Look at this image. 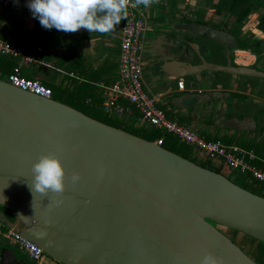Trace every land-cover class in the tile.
I'll return each instance as SVG.
<instances>
[{
    "label": "water",
    "instance_id": "water-1",
    "mask_svg": "<svg viewBox=\"0 0 264 264\" xmlns=\"http://www.w3.org/2000/svg\"><path fill=\"white\" fill-rule=\"evenodd\" d=\"M186 22L174 34L187 32L212 41L219 47L211 49L212 57L219 62L208 61L199 44L179 36L198 61H184L182 48L173 49L181 60L162 62L161 74L175 81L190 79V86L205 85L209 79L264 83V70L249 67L235 54L244 44L226 32ZM89 34L96 32H57L59 37ZM241 99L231 91H185L166 104L183 111ZM263 124L264 118L237 115L213 121L215 128L240 133L255 132ZM48 154L63 166L62 195L31 190L32 165ZM73 173L80 177L76 183L71 181ZM0 207L15 219L11 230L58 264H200L206 254L219 264H258L222 229L264 244L263 197L156 142L1 79ZM0 264L28 263L17 250L0 245Z\"/></svg>",
    "mask_w": 264,
    "mask_h": 264
},
{
    "label": "crops",
    "instance_id": "crops-1",
    "mask_svg": "<svg viewBox=\"0 0 264 264\" xmlns=\"http://www.w3.org/2000/svg\"><path fill=\"white\" fill-rule=\"evenodd\" d=\"M183 1L188 3L185 0ZM29 3L30 0H0V40L18 46L29 55L37 56L39 58V63L22 64L19 59L5 57L8 61L10 73L8 72V74H6L0 71V75L8 76L12 74L15 69H19L20 73L25 78L37 80L42 84L60 88L62 91L73 92L79 89L81 96L86 99L87 103L94 100L96 103L100 104L99 107L101 110L106 99L105 88L111 87L119 80L120 29L124 20H122L119 25L115 26L114 30L108 34L96 33L59 37L57 35L58 31L55 28L45 29L40 25L38 19L34 18L32 12L28 8L27 5ZM150 8L153 7L151 6ZM168 11L172 12L171 9ZM174 11L175 10H173V12ZM182 14L183 13H157V21H154L152 25H159V23L164 22L165 19L171 16L173 19L179 20ZM187 14L189 16L194 15V13ZM255 18L256 17H253L251 24L255 23ZM178 48H182L184 53H186V56L184 55V58L181 59L187 61L192 58V55L184 46L171 48V44H168L166 50L158 51L160 53V60H181L179 56H177L178 54L176 51L172 50ZM39 49H41L40 52L38 51ZM235 54L244 57L246 60L245 63L249 65L253 64L256 60V57L253 55H248L240 51L235 52ZM234 61L239 64L237 58H235ZM11 69H13L12 72ZM152 72H154L153 69ZM155 75L156 74L153 73L151 84L156 87H151L146 82L145 85L150 94L158 98L159 108L164 110L169 119L180 122V120L176 118V116H178L189 122L194 120L195 124L198 125L195 128L196 130L188 124L189 122L180 123L187 125L191 129L193 128V131L197 132L203 139L205 137L203 136L204 134L202 135L199 133L197 128L199 130L204 129L208 133V135H206L208 137L205 138L214 140L218 138L223 141V145H227L228 147H238L245 152H252L253 154L254 149L259 147V149L256 150L257 154H254L256 157L254 162L262 161L264 164V159H260L258 155L260 151L264 153V124L257 131L250 133H240L232 129L215 128L213 126V121L220 115H228V117L231 115L240 117L249 116L256 120L264 118V83L262 81L236 82L226 80L225 82L217 81L216 84H212L211 81L205 80V85L190 86L184 80L185 87L180 91L177 89V86H170L172 83L176 85L175 80H171L166 75L163 79H156ZM185 91H231L241 95L242 99L231 103H211L202 107L183 111L173 109L166 104L170 97ZM123 119L126 124L132 128L146 126L141 123L140 115L136 111L133 112L130 117H123ZM224 142L230 144H225ZM195 157L205 161L199 154H195ZM218 164L222 167L220 162H218ZM224 169L225 167L222 170ZM14 221L15 219L11 213L5 208L0 207V245L15 249L20 253L8 238H6V233L11 230ZM4 242L6 244H4ZM259 252L260 253L257 255L258 260L263 262L264 255L261 251ZM26 260L28 264H33L28 258ZM40 264L58 263L45 256Z\"/></svg>",
    "mask_w": 264,
    "mask_h": 264
},
{
    "label": "built area",
    "instance_id": "built-area-1",
    "mask_svg": "<svg viewBox=\"0 0 264 264\" xmlns=\"http://www.w3.org/2000/svg\"><path fill=\"white\" fill-rule=\"evenodd\" d=\"M149 25L144 7L129 8L128 16L120 29L119 80L111 87L105 88L106 99L101 111L107 115L130 117L138 112L143 125L154 128L162 134L173 135L179 143L199 153L208 162L218 161L225 168L247 175L252 180L264 184V171L251 162L256 157L252 152H245L238 147H228L221 142L204 140L197 132L177 120L169 119L158 106V98L147 90L141 61L146 33ZM39 52L41 49L38 50ZM0 56L19 59L22 64H37L39 58L26 53L18 46L0 40ZM9 85L43 99H53L51 89L37 80L27 79L19 69L7 76ZM177 89L185 87L183 80L176 81ZM163 139L156 141L161 146ZM6 238L26 254L33 264H40L45 257L43 251L19 233L9 230Z\"/></svg>",
    "mask_w": 264,
    "mask_h": 264
},
{
    "label": "clouds",
    "instance_id": "clouds-1",
    "mask_svg": "<svg viewBox=\"0 0 264 264\" xmlns=\"http://www.w3.org/2000/svg\"><path fill=\"white\" fill-rule=\"evenodd\" d=\"M157 0H30L27 5L34 18L45 29L55 28L65 33L80 29L90 33L108 34L128 16L129 8H149ZM31 190L47 195H62L65 191V173L60 160L54 154L41 155L32 165ZM73 173L72 183L79 181ZM57 205L62 201H56ZM200 264H219L211 254H206Z\"/></svg>",
    "mask_w": 264,
    "mask_h": 264
},
{
    "label": "rangeland",
    "instance_id": "rangeland-1",
    "mask_svg": "<svg viewBox=\"0 0 264 264\" xmlns=\"http://www.w3.org/2000/svg\"><path fill=\"white\" fill-rule=\"evenodd\" d=\"M220 1H222V0H197L195 5L189 6V4L184 2L183 0H157V2L154 3L155 5H152L153 8H150V7L145 8V14L147 16L148 25L152 26V28H155V29H156L157 25L154 26L152 24L154 21H157V19H156L157 13H171L168 11L169 9H171L172 12H173V10L177 11L176 13H204L205 15L210 14V15H213L214 17H216L215 18L216 20H221L224 23L244 26L246 28L245 29L246 31H252L251 33L253 36H256L258 39L263 40L261 42V44L259 45V49L257 50L258 55H260V57H261L260 64L263 65L264 64V30L259 29V27H257L258 25H256V24H258L259 19L264 15V8L263 9L258 8L257 10L253 9L254 12H250V14L247 16V18L242 23L237 24L236 17L234 15H231L225 8L218 9V6L220 5ZM226 1H228V0H226ZM155 9H157L158 11ZM253 17H256L254 19L255 23L251 24V20L253 21ZM247 28H249V29L247 30ZM113 35H115V34H113ZM149 35H150V33L147 32L146 37ZM212 52L213 51L209 50L208 53L207 52H202V53L205 54L204 55L205 58L210 59L212 57ZM195 61H198V59L196 58ZM152 75H153L152 69H150L148 67L143 68L144 80L151 87L154 86L153 84H151ZM0 79L3 81H7V76L6 75H0ZM211 82H212V84H216L217 81L211 80ZM170 86L175 87L176 85H175V83H172V85L170 84ZM154 87H156V86H154ZM66 93H68V91L66 92L65 90H63L61 95H65ZM62 101H63V98H62ZM168 109H170V108H168ZM176 118L178 120H180V122H183V123L189 122L188 120L183 119V118L178 117V116H176ZM188 124H190V126L193 127L194 129L198 126L195 124L194 120H191ZM123 128L126 130V132H134L133 129L129 126H124ZM193 128H192V130H193ZM197 130L202 135L204 134L203 136L208 137V136H206V135H208V133L204 129L199 130L197 128ZM164 135L166 138L172 137V136H169V134H164ZM195 154H199V153H197V151H195L194 149L189 148V155H188L189 160H194V162L197 165L198 164L200 165V164L207 162L204 157L203 158L205 159V161L201 160L198 157H195ZM205 166L210 168L213 171H219V173L222 174L223 176H225L228 180H230L231 182H233L237 186H239L243 189H246L247 191H249L251 193H255L256 192L255 190H257L258 192H260V191L263 192L262 190H260L259 187H257V185L255 183H252L248 180L247 175L241 174V173L236 172V171L235 172L229 171V169H227V168L222 170L224 168V166L221 164L222 167H220V164H218V162H215V161L214 162H211V161L207 162V163H205ZM260 184H262V183H260ZM222 232L225 233L231 239H234L235 241L234 240L233 241L250 258H252L254 261H256L259 264H264V261L263 262L261 260L259 261L258 257H257V255L260 253L259 251L264 253V251H263L264 244L263 243H260L259 241L254 240V239H252L246 235H243L239 232H234V231H230V230H226V229H222ZM4 244H6V243L4 242ZM20 254H22L25 259L28 258L26 256V254L23 253L22 251H20ZM46 257L48 259H50L48 256H46Z\"/></svg>",
    "mask_w": 264,
    "mask_h": 264
},
{
    "label": "flooded vegetation",
    "instance_id": "flooded-vegetation-1",
    "mask_svg": "<svg viewBox=\"0 0 264 264\" xmlns=\"http://www.w3.org/2000/svg\"><path fill=\"white\" fill-rule=\"evenodd\" d=\"M258 8L263 9L264 5L260 7H253L252 10L253 9L257 10ZM252 10L250 12H254V10L253 11ZM171 13H176V12L174 11ZM215 18L216 17H214L213 15H210V14L205 15L204 13H194L193 16H189L187 13H183L180 16L179 20L173 19L172 16L168 17L167 19L164 20V22L159 23L156 29L152 28V26H149L148 32L150 33V35L145 38L144 47H143L142 56H141L143 68L148 67V68L153 69L154 71L153 73L156 74L155 78L163 79L165 75L160 73L159 66L164 61L160 60V57H159L160 53L158 51L166 50L168 44H171V48L175 46L176 47L184 46L186 50L192 55V58L188 59L187 61L196 63L195 61L196 57L194 56L192 50L188 48L187 43L181 41L179 36L184 37V40L188 42L199 44L200 47H202V52L208 53L209 50L211 49L219 50V47H217V45H215L212 41L208 40L205 37H196L195 35L188 34L187 32L185 33L179 32L178 35L174 34L175 30H179L178 28H182V23L184 21H188L185 24H189V21H190V22H196L198 24L206 25L213 29L220 30V31L226 32L229 35H232L240 43L245 45V49H243L240 52L246 53L248 55H253L254 57H256L255 62L251 64L249 67H260V69L264 70V64L263 65L260 64L261 57L260 55L257 54L259 45L261 44L263 40L258 39L256 36H253L251 33L252 31H246L245 30L246 28L244 26L227 24L221 20H216ZM261 18L259 19L258 24H256L258 25L257 27L260 26ZM248 29L249 28H247V30ZM259 29L261 28L259 27ZM235 52H239V51H235ZM205 59H207L208 61H213L215 63L219 62V60L214 57H211L210 59L208 58H205ZM169 60H177V59H169ZM221 63L223 64L226 63V57L224 54L222 56ZM232 63L233 65H236V66L239 65L233 59H232ZM184 80L187 82V84H190V81H191L190 79H184ZM209 81L211 80L209 79ZM53 99L55 98L53 97Z\"/></svg>",
    "mask_w": 264,
    "mask_h": 264
},
{
    "label": "trees",
    "instance_id": "trees-1",
    "mask_svg": "<svg viewBox=\"0 0 264 264\" xmlns=\"http://www.w3.org/2000/svg\"><path fill=\"white\" fill-rule=\"evenodd\" d=\"M263 5H264V0H228V1L222 0L220 1V5L218 6V9L225 8L231 15H234L236 17L237 24H240L247 18V16L250 14V11L252 10L253 7H260ZM259 27L264 30V15L262 16L260 20ZM9 70L10 69H9L7 59L5 57L0 56V71L8 74V72L10 73ZM12 70L13 69H11V72ZM43 85L52 90L53 97L55 98V100L69 107H72L82 112L83 114L95 120H98L108 126L126 131L123 127L128 126V125L124 121L123 117H117V116L107 115L103 113L100 110V107H99L100 104L96 103L94 100H92L90 103H87L86 99L81 96L80 94L81 92L79 91V89H76L73 92H68L65 95H61L62 90L60 88L52 87L46 84H43ZM62 98H63V101H62ZM132 129L134 132H128V133H131L135 136L143 138L147 141L156 142L159 139H163L162 145H161L163 148L189 160L188 155H189L190 147L179 143L178 140L173 135H169L172 137L166 138L164 134L160 133L159 131L149 126H142L140 128H132ZM204 139L209 142L223 143V141L219 140L218 138L214 140L211 138L204 137ZM224 143L230 144L228 142H224ZM257 149H259V147L258 148L256 147V149H254V154H257V151H256ZM258 155L260 156V159H264V153H261L260 151ZM190 161L194 162V160H190ZM205 163L200 164V165L198 164V165L201 167H206ZM251 164L257 167L258 169L264 171V164L262 161H256V162L253 161L251 162ZM216 172H219V171H216ZM248 180L252 183H255L257 187H259L260 190L263 191V192L261 191L258 192L257 190H255L256 192L253 194H256L264 198V185L257 183L256 181L252 180L250 177H248ZM263 251H264V248H263Z\"/></svg>",
    "mask_w": 264,
    "mask_h": 264
}]
</instances>
